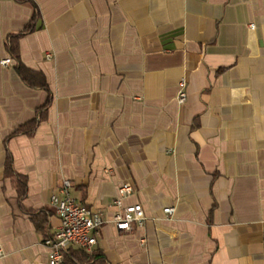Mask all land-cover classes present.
<instances>
[{
	"label": "crops",
	"instance_id": "0c3cea01",
	"mask_svg": "<svg viewBox=\"0 0 264 264\" xmlns=\"http://www.w3.org/2000/svg\"><path fill=\"white\" fill-rule=\"evenodd\" d=\"M63 179L105 220L79 264H264V0H0V264H48Z\"/></svg>",
	"mask_w": 264,
	"mask_h": 264
},
{
	"label": "built area",
	"instance_id": "2783aa9c",
	"mask_svg": "<svg viewBox=\"0 0 264 264\" xmlns=\"http://www.w3.org/2000/svg\"><path fill=\"white\" fill-rule=\"evenodd\" d=\"M10 63V57L1 60L2 65ZM185 88V81H180L177 96L179 103L185 100ZM70 188L71 182L63 179L57 192L51 194L49 198V204L54 209L60 223L41 242L47 250L48 264H64L65 255L69 250L91 253L92 247L96 243L97 231L105 221L99 210L86 207L75 199L70 193ZM131 192L130 184H122L118 187L117 196L113 200L116 210L112 217V223L121 231H130L134 225H141L145 219L141 204L123 203V199ZM173 211L174 207L172 206L163 208V212L169 217ZM0 255H2L1 250Z\"/></svg>",
	"mask_w": 264,
	"mask_h": 264
},
{
	"label": "trees",
	"instance_id": "16d2710c",
	"mask_svg": "<svg viewBox=\"0 0 264 264\" xmlns=\"http://www.w3.org/2000/svg\"><path fill=\"white\" fill-rule=\"evenodd\" d=\"M9 49H10L13 57L18 59V54H17L15 45L11 44ZM16 67H17V70L19 71V74L21 75V77L23 79H25L26 81L31 82L35 78H39L35 82L38 83V84H41L43 86L45 85V82L42 80V77H41V75L39 73L34 72L32 70H29L28 68L23 66L21 64V62H18ZM91 256H93V258H94L96 255H93L92 253L91 254H87V253H85L83 251H80V250H69V251H67V253L65 255L64 261L69 260V264H79L81 261L87 260Z\"/></svg>",
	"mask_w": 264,
	"mask_h": 264
}]
</instances>
